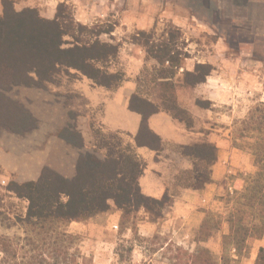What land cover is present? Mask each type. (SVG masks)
I'll list each match as a JSON object with an SVG mask.
<instances>
[{
	"label": "rangeland",
	"instance_id": "rangeland-1",
	"mask_svg": "<svg viewBox=\"0 0 264 264\" xmlns=\"http://www.w3.org/2000/svg\"><path fill=\"white\" fill-rule=\"evenodd\" d=\"M13 1L16 10L35 7L43 17H52L59 3H65L74 18L87 26L108 30L114 25L110 33L99 36L120 45V55L108 68L124 72L135 91L159 110L190 123L197 141L217 138L221 146L233 147L246 156L255 168L251 172L231 174L239 177L238 188H228L227 183H234L232 178L222 180L214 209L207 211L204 221L210 228L202 226L201 231L200 226L183 231L181 226L174 228L173 224L166 223L167 218L162 213L165 206L159 216L154 213L157 211L150 213L144 207L127 214L111 201L108 210L79 221L85 225L70 227L72 230L68 232L74 237L71 251L79 255L77 264H254L258 251L255 242L250 245L246 242L235 251L229 238L232 223H228V219L233 216L235 201L239 199L233 191L241 190L245 180L249 183L248 176L256 171L253 157L247 148L240 147L245 143L237 138V133L238 122L257 103L264 102V0ZM139 32L151 34L147 45H154V49L172 37L174 62L159 63L149 55ZM197 63L210 64L212 69L204 82L190 86L184 81V72L192 71ZM91 86L94 85L90 79L74 75L71 69H63L42 87L11 84L7 89H0L25 106L36 120V127L22 134L0 125L2 165L6 160L8 165L11 161L17 162L20 171L1 166L0 206L6 217H0V234L23 238L15 215L24 212L25 203L4 188L10 180L20 181L23 173L35 165L39 167L37 164L42 161L55 166L58 158L55 135L61 129L75 131L76 124L88 122L95 146H130L124 143V135L103 127L102 103L92 106L85 95ZM110 91L101 90L94 95L100 97ZM197 100H201V106ZM208 101L209 107H202ZM63 139L69 143L68 139ZM95 146H89L90 150L85 152L102 158L104 150H95ZM28 154L36 157L37 164L33 162V166H29L32 163ZM240 202L243 200L239 199ZM230 228L234 229V225ZM15 243V257L6 254L2 259L0 252V264H41L35 257L39 251L28 250L24 240ZM20 245L24 248L19 249ZM47 255L43 253L41 258L51 262Z\"/></svg>",
	"mask_w": 264,
	"mask_h": 264
},
{
	"label": "trees",
	"instance_id": "trees-1",
	"mask_svg": "<svg viewBox=\"0 0 264 264\" xmlns=\"http://www.w3.org/2000/svg\"><path fill=\"white\" fill-rule=\"evenodd\" d=\"M0 1L1 90L11 84L42 87L44 82L53 81L54 75L63 69H71L74 75L84 76L110 90L121 85L125 78L123 72L108 69V64L117 57L120 45L99 37L103 33H110L114 25L108 30H102L100 26H87L74 18L71 8L65 3H59L54 16L46 18L35 7L16 10L13 0ZM139 34L145 39L143 45L149 55L159 63L174 62L176 55L172 51L175 42L172 37L169 42L154 49V45H147L151 34ZM211 69L210 64L197 63L192 71L184 72V81L190 86L202 83ZM1 90L0 125L20 134L35 128L36 120L32 113ZM209 105L210 101L202 107L208 108ZM128 107L141 115L134 137L136 144L160 150V138L147 124L148 116L159 110L157 106L134 91L129 97ZM174 117L181 119L177 115ZM186 124L190 125L188 122ZM238 125L237 138H242L245 143L240 147L249 150L256 171L248 176L249 183L245 180L241 190L233 191L243 200L239 203V199H236L235 211L228 219V223L234 225V229L229 225V238L235 251L250 239L264 234V102L260 101L252 107ZM58 135L68 139L75 147L82 145V137L77 130L61 129ZM100 149L104 150L102 158L89 152L80 154L71 178L44 166L35 180L8 182L4 189L27 204L24 212L15 215L23 238L0 234L2 259L6 254L15 257L14 242L17 245L24 240L28 250L39 251L35 257L41 264H77L79 255L71 251L74 237L65 226L71 221H85L108 210L111 201L117 209L127 214L140 207L150 213L157 211L154 212L156 216L161 214V208L170 200L167 196L156 199L141 192L138 177L145 163L133 148L110 144L95 146V150ZM181 152L193 156L195 162L193 169L180 178L194 188L203 187L210 180L209 165L215 159V146L202 141L182 146ZM231 198L234 202V198ZM207 216L208 213L200 225V231L202 226L210 228L204 222ZM0 217H6L1 206ZM19 247L24 248L22 245ZM46 252L51 262H47L45 257L41 258ZM254 264H264V247L259 248Z\"/></svg>",
	"mask_w": 264,
	"mask_h": 264
},
{
	"label": "crops",
	"instance_id": "crops-1",
	"mask_svg": "<svg viewBox=\"0 0 264 264\" xmlns=\"http://www.w3.org/2000/svg\"><path fill=\"white\" fill-rule=\"evenodd\" d=\"M227 7L230 8V5L228 4ZM118 55H120L119 50ZM109 71L114 70L109 69ZM123 74L125 77L124 72ZM92 84L94 86L88 87L87 92H85V95L89 97V104L95 106L98 103H102L100 118L103 127L106 130L118 132L122 136L124 135L123 137H126V139L124 138L125 140L123 139L124 143L129 144L137 156L144 161V170L138 177L140 190L144 195L152 198L160 199L164 196L169 198V204L165 205L167 207L163 208L162 213L167 218L166 223L173 224L174 228L181 226L180 228L183 231L185 229L195 230L199 228L207 211L214 209L213 206L217 201L216 196L220 193L222 180L227 179V177L232 178L234 183L232 185L227 183L228 188H238L240 186H237L236 183L240 179L239 177H232L231 174L237 171H254V166L250 164V160L246 156H242L233 147L221 146L216 138V140H207V142L212 143L216 148L215 159L209 165L210 180L201 188H194L185 184L180 176L193 169L195 158L182 153L181 147L204 141H197L195 132L190 129L192 125H187L185 121L174 117L166 111L158 110L148 116L147 124L160 138L161 149L156 150L147 145H138L134 137L139 129L141 115L128 107L129 97L135 91L130 80L124 78L123 84L113 89L114 91L112 92L103 86H98L93 82ZM101 90L110 91L111 93L100 97L94 95L100 93ZM75 129L81 134V147H75L63 138L55 135V155L58 156L57 160L55 159V166L45 161L37 164L36 157H31V154H28L29 163H32L29 166H33V162H36L39 167L35 165L32 169H28L26 173H23L19 182L35 180L44 166L53 168L54 171L64 177L71 178L74 176L78 156L86 153L85 150H90L89 146H95L91 126L88 122L86 125L79 122L76 124ZM48 146L54 145L49 144ZM8 164L9 162L6 160L2 165L0 157V166H4L10 171L15 169L17 173L20 172L17 162L11 161L10 165ZM22 201L26 207L27 202L25 200ZM74 224L85 225L83 222L71 221L67 224L66 230H72L70 227L74 226ZM247 242L249 245L255 242V248L259 250L260 247H264V234Z\"/></svg>",
	"mask_w": 264,
	"mask_h": 264
}]
</instances>
